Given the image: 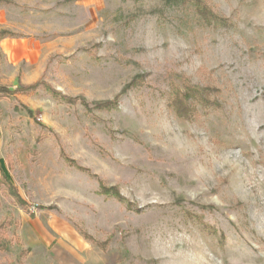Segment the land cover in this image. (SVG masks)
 Returning <instances> with one entry per match:
<instances>
[{
	"label": "rangeland",
	"instance_id": "374dc122",
	"mask_svg": "<svg viewBox=\"0 0 264 264\" xmlns=\"http://www.w3.org/2000/svg\"><path fill=\"white\" fill-rule=\"evenodd\" d=\"M202 1L0 0V264H264V0Z\"/></svg>",
	"mask_w": 264,
	"mask_h": 264
},
{
	"label": "trees",
	"instance_id": "16d2710c",
	"mask_svg": "<svg viewBox=\"0 0 264 264\" xmlns=\"http://www.w3.org/2000/svg\"><path fill=\"white\" fill-rule=\"evenodd\" d=\"M178 1V0H175ZM192 1L195 11L197 12L198 16L205 21L213 20L215 22H221L216 17L212 16L207 7L205 6L202 0H189ZM184 2V0H183ZM9 32L5 30H0V41L9 37ZM36 85L29 86V87H19L17 91H33L36 88ZM205 89H198L194 88L187 83L183 84L182 90H174L171 95H169V104L175 110L178 116H185V113L192 111L196 105H204L208 103V98L205 97L206 95ZM16 94L15 90H11L4 86H0V97ZM31 114V113H29ZM107 190H104L106 192ZM116 195V193H114ZM5 244H0V250H5Z\"/></svg>",
	"mask_w": 264,
	"mask_h": 264
}]
</instances>
